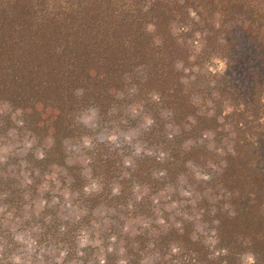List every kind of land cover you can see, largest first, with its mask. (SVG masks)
<instances>
[{"label":"trees","instance_id":"1","mask_svg":"<svg viewBox=\"0 0 264 264\" xmlns=\"http://www.w3.org/2000/svg\"><path fill=\"white\" fill-rule=\"evenodd\" d=\"M0 102L22 110V128L51 139L43 157L30 159L39 168L32 183L0 160V203L10 214L35 200L53 164L88 207L107 200L125 215L148 205L128 207L132 181L159 190L186 173L211 238L196 218L171 221L155 238L154 219L137 233H123L120 220L115 249L94 264H264V0H0ZM135 105L151 119L152 156L121 176L115 155L95 147L102 189L86 193L85 175L66 162V142L86 133L79 116L93 107L123 126L137 123ZM195 165L210 170L206 179L194 177ZM50 206L34 220H45ZM10 251L0 252V264H17ZM86 251L85 260L95 253Z\"/></svg>","mask_w":264,"mask_h":264},{"label":"flooded vegetation","instance_id":"2","mask_svg":"<svg viewBox=\"0 0 264 264\" xmlns=\"http://www.w3.org/2000/svg\"><path fill=\"white\" fill-rule=\"evenodd\" d=\"M3 104L7 105L9 107V111L5 114H2L1 110H0V145L6 144L9 141L21 140V141H25V144H28V146H27V150L23 154V156H21L20 154H17V153L16 154H9V155H5V156H0V160L7 163V169L12 174L16 175L17 177L19 176V177L23 178L24 182L32 183L34 181V176L32 173L39 175L38 174L39 168L34 167V165L30 163V159L34 156L35 157H43L44 156L43 152L51 144V139H46L45 141L42 142L31 131H28V130L22 128V125H23V122H22L23 112H22V110L20 108H13L9 103L0 102V106ZM89 108H93V107H89ZM89 108H87V109H89ZM139 108L140 107L138 105H135L134 107L131 108L130 114L134 118L139 117V118L144 119L146 121L144 130L147 129V132H144L143 134H145L144 135L145 139L148 141L147 144L149 145V150L147 153L143 154L142 156L143 157L145 155L152 156L154 146L151 143V139L149 137H147L148 131L152 127V122H151V119L149 118V116L146 114H142L141 116H139L141 114ZM94 109H96V108H94ZM139 118H137V120ZM79 121L81 122V119H79ZM131 123L132 124L127 123L126 125H128V124H130L131 126L136 125V123L134 121H131ZM123 126H125V125H123ZM209 136H211V135H209ZM83 138H84V136H83ZM81 140H78L76 142H70V143H68V141L66 142V145H67V148H66V150H67V161L66 162L70 165L77 166L81 169V171L83 172V174L86 177L84 190L86 193L89 194V193H94V191H97V190L100 191L102 189L101 181L97 180L98 188L96 190H87L89 177H93V176L97 177L93 171V170H95V167H94L95 161L93 160V151H95L94 150L95 148H92V151H90L91 155L88 158L89 162L88 161L84 162L81 160H76V161H72V162L69 161V150H70L69 148H70V146L72 144H76L77 142H79ZM191 143H194V140L185 141V146L187 144H191ZM209 144L212 147L214 145V144H211V142H209ZM81 148H84V146ZM124 148H128V147L125 145ZM88 149H90V147H88ZM140 159L141 158H135V160L130 161V160H123V158H122L120 160H117V166H118V163L120 164V166L117 167V170H120L122 172L121 176H128V172H130L131 169L136 166L137 161H139ZM191 169H192V172H193L194 177L196 179H201V178L206 179L207 176L209 175L208 172H210V170L208 168L205 169L203 167H199L198 165H195ZM123 170H126V172H124L125 174L123 173ZM44 171H45L44 174H42L39 178L38 195L40 193H47L48 189L55 182L65 183V185L70 190V194H73V201H76V199H78L79 203L83 204L84 209H85V214L82 215L78 220L77 219L75 220L76 224H74V226L75 227L77 226V228H79V227L83 228L84 231L89 232L91 234L95 233L99 237L98 239H99L100 243H98L97 246H95V245H86L83 247L77 246L78 248L76 250L75 245H68L67 250L65 252L66 253L65 258H72L76 254H78V256L81 258V260H83L84 263H88L89 259L85 260L83 258V255H84L83 251L87 248L90 253L95 252V254L94 253H92V254L96 255L98 260H100L101 262H105L106 259L109 257L110 253H112L113 250L115 249L116 242L118 243V237H119V233L121 231L116 230L115 226L118 227L117 221H120V220H121L120 221L121 223L119 224V229L122 230L123 233H126V232L137 233V232L141 231L143 228L148 227L149 224H151L152 220L154 219L155 220L154 224L157 225V228H155V230H152V235L154 236L153 238H155V236H157L160 233L159 231L161 229L167 230V228L169 226V222H171V221L173 222V221L179 220L178 222H180V218H196L195 228L197 230L198 229L201 230L205 234V236H207L209 238H211L214 234L213 230L208 229V224L204 223L200 219L201 218V212H199V209L197 208V201H196V199L199 197L200 192L195 191V185L196 184H191V182L188 178V175L186 173L184 175L180 176V180L182 179L183 176H185V178H186L185 184L189 188L188 192L191 193L192 197H194V199L193 198L190 199L189 202H190V204L194 205V210L196 211L195 214H189V211H187V207H186V206H190V209H193V206H191L189 204L184 205L181 202L183 200V198H181L180 195H183V190L181 189L180 186L183 183L179 180L177 183L169 184L167 188H163V189H159V190H156L155 188L147 185L146 183H140V182L132 181L131 182V189H132L133 195L128 199V203H127L128 207L130 209H133L135 207V203H138V202L143 201V200H146V204L148 203V205L145 206L142 209V211H139L136 214L130 213V214L125 215L123 213V210L126 209L125 206L122 207L120 204L111 203L110 201H107V200L102 201L101 203H98V205H95L93 207H88V204L84 202V200H86V198H84L83 195H81L79 192L80 189H74L70 185V183H69L70 178L68 177V175H66V171L62 165L53 164L52 166H50L49 168H47ZM118 176H120V175H118ZM121 176L118 177L117 179H115L114 181H111V187L113 189L114 194L119 193V188H120L119 179L121 178ZM56 179H59V180L56 181ZM139 185H142L141 187H139L142 190L141 194L137 193L138 192L137 190L139 189L138 188ZM168 192H169V194L167 195ZM164 195H166V196H164ZM177 197H179V201H176V203L179 205L178 206L179 208L176 209V212L174 213L169 209L166 210L165 202L170 200V199L175 201ZM83 198H84V200H83ZM51 203L54 205L57 204L54 201ZM100 207L103 208V213L105 214V216L101 217L99 222H96L95 221L96 211ZM153 208L155 209L154 212H152ZM108 213H111V216L107 218ZM19 215H20V217L19 218L17 217L15 219V222L18 220L17 224L20 227L28 224V222L32 219V218H28L25 216L23 217L22 214H19ZM105 218H107V219H105ZM160 226H161V228H159ZM6 231H8V230L2 229L0 232V239H1L2 243L3 244H5V242L7 243V244H5L7 246L2 245V250L3 249L5 250V248H7V247H8V249L11 248L12 243H14V242L11 243V241L9 240V234ZM8 242L11 244H9ZM120 242H121V244L124 243V241H122V240ZM71 248H74V250H75V252L72 255L67 253ZM12 250H13V248H11V251ZM88 251H86V252H88ZM149 254L150 253H148V255ZM10 259H11V261L13 260L12 258H10ZM124 260H125V258H121L119 261L124 262ZM169 260L172 261L170 258H168L167 261L169 262ZM13 262H16V261L13 260ZM16 263L22 264L20 262H16ZM122 264H124V263H122Z\"/></svg>","mask_w":264,"mask_h":264},{"label":"rangeland","instance_id":"3","mask_svg":"<svg viewBox=\"0 0 264 264\" xmlns=\"http://www.w3.org/2000/svg\"><path fill=\"white\" fill-rule=\"evenodd\" d=\"M0 110L2 114H5L9 111V107L3 104L0 106ZM79 119L85 124L86 133L81 141L70 146L69 161L71 162L76 160L89 162L88 158L91 155L90 151H92V148H97L101 144L103 146L102 151L104 153H113L115 157H117V160L123 158V160L133 161L135 158H142V155L149 150L148 141L145 139V134H143L147 132V129L144 130L146 123L144 119L139 118L134 126L130 124L120 126L115 123L117 121L112 119L109 115L103 116L94 108L86 109L81 113ZM213 143L214 142H212V144ZM125 145L128 148H124ZM27 146L28 144H25V141H9L6 144L0 145V156L16 153L23 156L27 150ZM83 146L84 148H81ZM88 147H90V149H88ZM149 164L150 161L145 162L146 167H149ZM124 172H126V170H123V173ZM58 180L59 179H56V181ZM180 181L183 183L180 186L183 190V195H180V197L183 198L181 202L184 205L189 204L193 206V209H190V206L186 207L189 214H195L194 205L189 202V200L192 198L194 199V197L188 192L189 188L185 184V176H183ZM141 186L142 185H139L138 188ZM87 188V190H96L98 188L97 177H89ZM140 190L141 188L137 190L138 194L142 193V190ZM168 194L169 192L167 195ZM53 201L57 204H52L51 202ZM176 201H179V197H177L175 201L172 199L166 201V210L169 209L175 213L176 209L179 208ZM47 204L53 207L50 206L51 212L46 219L39 220L36 218L37 220H34L35 216H37L36 213ZM21 214L23 217L32 218L28 224L22 227L17 224L18 220L15 222V219L17 217L19 218L20 215L18 213L15 215L10 214L3 203H0V232L2 229L8 230L6 232L9 234V240L11 243L14 242L12 243L11 248H13V250L9 253V257L16 262L22 264H94L96 261L97 257L94 255L95 253L92 254L88 263H84L78 254L72 258H65L67 246L71 245L70 239L74 242L73 245L76 246V250L78 247L86 245L97 246L98 243H100L99 237L95 233L91 234L84 231L83 228L74 226V224H76L75 220H78L85 214V209L83 204L79 203L78 199L73 201V194H70V190L65 183L55 182L48 189L47 193H40L35 197L34 201H27L25 203V211ZM104 216L103 208L100 207L96 211L95 221L99 222L101 217ZM110 216L111 213H108L107 218ZM44 222L46 225H51L46 231L43 229ZM67 228L71 230L70 239L66 236ZM5 244L7 243L5 242ZM5 244H3L0 239V252L2 251V245ZM149 253V255H146L144 261L152 263L155 261V253L158 252ZM167 260L168 259H166L163 264H179L174 259L172 261L169 260V262Z\"/></svg>","mask_w":264,"mask_h":264}]
</instances>
